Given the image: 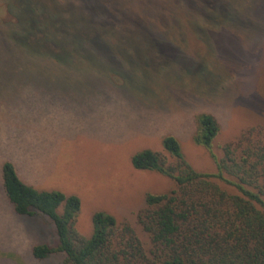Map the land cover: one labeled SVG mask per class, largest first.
Wrapping results in <instances>:
<instances>
[{
    "label": "rangeland",
    "instance_id": "1",
    "mask_svg": "<svg viewBox=\"0 0 264 264\" xmlns=\"http://www.w3.org/2000/svg\"><path fill=\"white\" fill-rule=\"evenodd\" d=\"M40 16L57 25L52 38L79 53L24 45L22 18L37 23ZM205 112L220 125L216 159L193 141ZM260 133L264 0H0V166L10 159L36 188L78 195L74 228L81 235L90 237L93 214L104 210L149 250L139 222L146 196L177 184L135 169L132 155L165 153L163 138L172 134L194 169L216 173L226 145ZM57 241L46 216L15 214L0 190V264H63L62 252L32 255L34 245Z\"/></svg>",
    "mask_w": 264,
    "mask_h": 264
},
{
    "label": "trees",
    "instance_id": "2",
    "mask_svg": "<svg viewBox=\"0 0 264 264\" xmlns=\"http://www.w3.org/2000/svg\"><path fill=\"white\" fill-rule=\"evenodd\" d=\"M34 3L43 14L47 12L46 6ZM22 19V43L33 46L35 52L79 53L75 44L72 50L67 49L66 43L52 38L57 25H45L44 16L37 23L28 17ZM102 43L94 41L91 45L99 47ZM219 132L216 117L201 113L193 141L216 159L212 148ZM162 145L165 153L145 148L131 157L135 169L159 172L177 184L170 192L146 196L147 208L139 214V222L150 235L149 250L129 224L119 225L116 217L104 210L93 214L90 237L81 235L74 228L82 207L78 195L38 189L20 177L13 161L3 160L0 190L14 212L25 217L44 215L56 230L57 245L36 244L33 257L44 260L62 252L63 264H264V133L256 139L246 134L236 145H226L224 157L217 160L216 173L194 169L175 135H166ZM216 180L236 193L222 188Z\"/></svg>",
    "mask_w": 264,
    "mask_h": 264
},
{
    "label": "crops",
    "instance_id": "3",
    "mask_svg": "<svg viewBox=\"0 0 264 264\" xmlns=\"http://www.w3.org/2000/svg\"><path fill=\"white\" fill-rule=\"evenodd\" d=\"M18 166V165H17ZM18 170V169H17ZM18 173L20 174V172H19V170H18ZM21 176V175H20ZM21 178L26 182V183H28V184H31V185H33V186H37V185H35V184H33L32 182L30 183V182H28V181H26L22 176H21ZM44 189H49V188H44ZM7 198V197H6ZM7 201L10 203V201L7 199ZM10 205H11V207H12V211H14V208H13V205L10 203ZM15 213V212H14ZM16 214V213H15Z\"/></svg>",
    "mask_w": 264,
    "mask_h": 264
}]
</instances>
